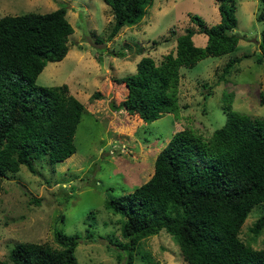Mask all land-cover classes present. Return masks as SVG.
Segmentation results:
<instances>
[{
    "label": "trees",
    "instance_id": "obj_1",
    "mask_svg": "<svg viewBox=\"0 0 264 264\" xmlns=\"http://www.w3.org/2000/svg\"><path fill=\"white\" fill-rule=\"evenodd\" d=\"M104 1L113 15L109 39L122 26L139 23L153 2ZM259 2L257 17L264 19V0ZM217 6L218 22L207 25L191 13L195 26L188 25L176 35L173 51L158 61L142 55L134 72L113 78L126 87L121 105L127 114L149 122L176 112L180 68L236 47V0H217ZM66 11L61 4L45 12L0 16V176L18 171L22 164L35 172L34 160L54 163L76 151L73 138L84 103L67 83H36L47 61L61 60L69 49L74 27ZM196 32L206 34L204 45L194 43ZM259 48L257 60L262 61L264 28ZM240 59L231 57L222 67V77ZM231 106V100H224L226 120L208 138L188 128L174 131L156 150L146 180L123 194L108 196L107 207L121 215L122 238L108 240L126 252L121 255L125 264H138L134 257L141 252V240L162 228L178 243L187 264H264V246L254 248L238 235L255 205L263 211L251 228L256 232L264 227V115L252 117ZM53 232L57 246L46 241L16 242L5 264H78L75 248L81 235ZM86 237L92 239V234ZM141 255L153 264L148 253Z\"/></svg>",
    "mask_w": 264,
    "mask_h": 264
},
{
    "label": "rangeland",
    "instance_id": "obj_2",
    "mask_svg": "<svg viewBox=\"0 0 264 264\" xmlns=\"http://www.w3.org/2000/svg\"><path fill=\"white\" fill-rule=\"evenodd\" d=\"M61 4L74 27L69 49L61 60L47 61L36 83H67L84 103L73 138L76 151L54 163L34 160L35 172L22 164L18 171L0 176V264L8 261L9 250L19 241L57 246L54 229L81 235L75 248L78 264H125L121 255L126 252L108 240L121 238V215L107 207L108 196L123 194L146 180L156 150L174 131L188 128L208 138L226 120L224 100L252 117L264 115V60H257L264 28V19L257 17L261 4L236 0V47L181 67L178 110L149 122L125 112L121 103L126 87L113 78L134 72L142 55L158 61L173 51L176 35L188 25L195 26L191 13L207 25L218 22L217 0H153L139 23L122 26L110 39L113 15L104 0H0V16L45 12ZM206 38L201 32L193 35L199 46ZM235 56L241 59L222 77L223 65ZM262 211L261 205L253 206L238 233L254 248L264 246V227L256 232L251 228ZM88 233L92 239L86 237ZM139 249L134 257L138 264H147L143 252L153 264H187L164 228L144 237Z\"/></svg>",
    "mask_w": 264,
    "mask_h": 264
}]
</instances>
